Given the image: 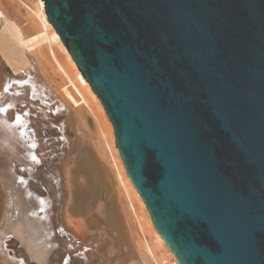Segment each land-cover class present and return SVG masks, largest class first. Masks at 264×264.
<instances>
[{"label":"water","instance_id":"obj_1","mask_svg":"<svg viewBox=\"0 0 264 264\" xmlns=\"http://www.w3.org/2000/svg\"><path fill=\"white\" fill-rule=\"evenodd\" d=\"M42 1L178 263L264 264V0Z\"/></svg>","mask_w":264,"mask_h":264},{"label":"bare ground","instance_id":"obj_2","mask_svg":"<svg viewBox=\"0 0 264 264\" xmlns=\"http://www.w3.org/2000/svg\"><path fill=\"white\" fill-rule=\"evenodd\" d=\"M37 1L36 10L23 12L0 0V221L14 217L10 233L36 264H50L55 247L63 249L62 264H72L71 254L78 264H159L157 253L161 264H179L127 175L100 99L47 20L44 1ZM51 41L65 54L86 97L73 82L60 83L49 74L45 53L55 58ZM64 156L65 214L73 237L53 215L54 197L62 199L57 187ZM25 176L39 182L43 197ZM94 183L106 198L87 209ZM23 257L0 252V264H21L19 258L25 264Z\"/></svg>","mask_w":264,"mask_h":264},{"label":"rangeland","instance_id":"obj_3","mask_svg":"<svg viewBox=\"0 0 264 264\" xmlns=\"http://www.w3.org/2000/svg\"><path fill=\"white\" fill-rule=\"evenodd\" d=\"M10 1L14 2L15 5L19 9H21L23 12H30L27 9V7L31 8L32 10H36V8L38 6L37 0H10ZM51 44H52V50L54 52L55 58H53V56L49 50H47V52L45 53V57H46L45 62H46V66H47V70H48L49 74L60 83L70 85V82H73V84L78 89V91L83 96L86 97L85 92L83 90V87L80 84V81L77 78L74 69L69 64V61L66 60L67 58H66L65 54L61 51V49L59 48L58 44L55 43V41H51ZM6 73L10 74L11 71L7 68ZM91 124L93 125V121H91ZM68 133H69V131H68ZM65 160H66V156H64V158L60 161V162H62V164L59 162L60 166H58V171H59L58 172V175H59L58 179H60V183H59L57 189H59L60 192H62V199L58 200V199H55V197H54L53 215L58 217V220H60L61 224H63L64 229L67 230L68 233H70L71 236L73 237L74 229L70 228L68 226V224L66 223V214H65L66 213V207L68 206L67 204H68V196H69V190H68L67 181H66V173L64 170ZM19 169L20 168L18 167L17 171H19ZM26 177L27 176H25V179L29 180V184L32 187H34V189H35V186L39 187V190L35 189V191L40 195V197H43L44 193H42L43 191L40 189L42 187L39 185V182H37L34 179L32 180V178L30 179L29 177H27V178ZM99 198L105 199L106 193H105V190L102 188L101 185L94 183L92 197L90 198L91 201H89V200L85 201V206H87V209H91L92 206L94 205V203L96 202V200ZM12 219H14V217L4 216L3 219L0 221V229H1L0 230V252H1V254H7V255L10 254L11 258L14 257V254L16 255L17 258L24 256L23 258L26 260L25 264H36L35 261L29 259L25 248L18 242V239L15 238L12 233H10L9 220H12ZM2 230H4V231H2ZM151 238H152V233L147 231L145 234V239L151 243V240H152ZM2 240H3V242H2ZM5 247H6V250H5ZM60 249L61 248L56 249V247L53 249L52 253L50 254V258H49L50 264H59V263L62 264L61 261L63 259L62 258L63 257V255H62L63 251H61V250H63V249H61V250ZM71 258L72 259H70V262L72 264L73 263L74 264L79 263L77 261L78 260L77 257L74 258L73 254H71ZM73 258L76 262H74ZM156 258L158 260V263L161 264L160 263L161 254L157 253ZM19 259H20L19 260L20 263L24 264V260L21 258H19Z\"/></svg>","mask_w":264,"mask_h":264},{"label":"snow or ice","instance_id":"obj_4","mask_svg":"<svg viewBox=\"0 0 264 264\" xmlns=\"http://www.w3.org/2000/svg\"><path fill=\"white\" fill-rule=\"evenodd\" d=\"M5 91H7V89H5ZM17 120H19V117H17ZM33 159H36L35 157H33Z\"/></svg>","mask_w":264,"mask_h":264}]
</instances>
